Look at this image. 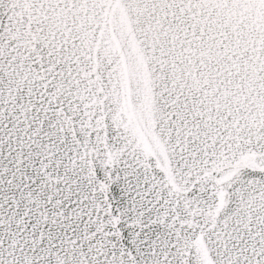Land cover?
Wrapping results in <instances>:
<instances>
[{
	"label": "snow or ice",
	"instance_id": "snow-or-ice-1",
	"mask_svg": "<svg viewBox=\"0 0 264 264\" xmlns=\"http://www.w3.org/2000/svg\"><path fill=\"white\" fill-rule=\"evenodd\" d=\"M0 264H264V0H0Z\"/></svg>",
	"mask_w": 264,
	"mask_h": 264
}]
</instances>
